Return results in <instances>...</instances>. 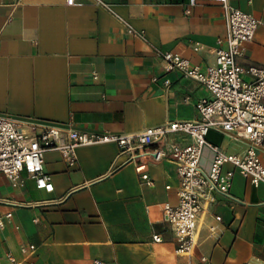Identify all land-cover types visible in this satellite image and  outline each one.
<instances>
[{
    "label": "crops",
    "instance_id": "obj_1",
    "mask_svg": "<svg viewBox=\"0 0 264 264\" xmlns=\"http://www.w3.org/2000/svg\"><path fill=\"white\" fill-rule=\"evenodd\" d=\"M103 1L113 11L94 0H0V114L25 130L35 122L114 133L198 116L206 88L169 69L162 52L202 68L214 64L226 31L221 5L196 0L187 15L189 0ZM230 1L264 23V0ZM239 62L264 65V24ZM207 140L228 153L245 148L216 130ZM259 154L264 163V150ZM78 158L69 168L58 151L46 153L52 192L25 171L17 186L0 175V216L13 213L0 230V264H198L202 255L212 264H264V182L253 185L235 170L231 192L243 202L218 195L199 218L194 252L178 254L162 212L165 202H178L173 159L147 165L148 185L115 143L82 147ZM26 243L37 247L28 257L20 252Z\"/></svg>",
    "mask_w": 264,
    "mask_h": 264
},
{
    "label": "built area",
    "instance_id": "obj_2",
    "mask_svg": "<svg viewBox=\"0 0 264 264\" xmlns=\"http://www.w3.org/2000/svg\"><path fill=\"white\" fill-rule=\"evenodd\" d=\"M22 0H14L19 5ZM96 5L113 11L103 0H94ZM223 10L226 31L218 39L215 62L206 68L173 51H163L162 58L169 69H177L185 77L201 83L208 95L196 103L197 117L189 120H169L163 124L147 127L136 133L109 131L89 132L68 126L29 123L25 130L22 123L8 115L0 114V175L13 186L22 182L25 171L35 180L36 187L46 192L54 190L52 176L45 170V155L58 151L69 168L77 166L78 151L82 147L115 143L119 153L127 158L125 163L135 165L142 182L153 185L147 165L163 158L176 163L179 181L178 202L163 204V220L169 225L176 241L178 254H191L198 246L197 229L201 214L217 201V196L226 197L232 205L243 200L232 194L235 170L248 178L253 185L264 182V163L259 151L264 150V65L239 62L243 45L255 38L263 21L249 12L234 6L230 0H214ZM67 5L74 0H66ZM197 5L189 0L186 14ZM197 49V48H196ZM157 80V79H154ZM165 85L170 83L164 81ZM210 130H216L235 143H244L240 153H228L221 146L207 140ZM213 152L210 169L202 165L203 149ZM230 164L233 169L225 170ZM167 189L170 185L166 186ZM12 212L0 216V230L6 227ZM37 220V219H35ZM217 220H221L217 216ZM215 226L210 234H215ZM156 242L162 237L153 235ZM35 244L20 246L24 257L35 253ZM7 258L17 263L11 254ZM93 264H109L95 259ZM198 264H212L202 255Z\"/></svg>",
    "mask_w": 264,
    "mask_h": 264
},
{
    "label": "rangeland",
    "instance_id": "obj_3",
    "mask_svg": "<svg viewBox=\"0 0 264 264\" xmlns=\"http://www.w3.org/2000/svg\"><path fill=\"white\" fill-rule=\"evenodd\" d=\"M213 159V153L210 152L208 147H204L203 149V167L206 170L210 169L211 161Z\"/></svg>",
    "mask_w": 264,
    "mask_h": 264
}]
</instances>
